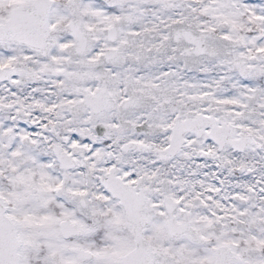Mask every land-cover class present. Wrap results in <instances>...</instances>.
Here are the masks:
<instances>
[{"label": "snow or ice", "instance_id": "snow-or-ice-1", "mask_svg": "<svg viewBox=\"0 0 264 264\" xmlns=\"http://www.w3.org/2000/svg\"><path fill=\"white\" fill-rule=\"evenodd\" d=\"M0 264H264V0H0Z\"/></svg>", "mask_w": 264, "mask_h": 264}]
</instances>
